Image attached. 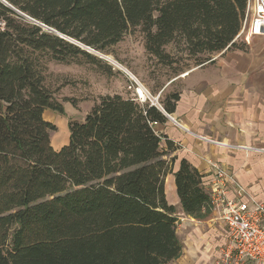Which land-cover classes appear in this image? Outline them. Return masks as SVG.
<instances>
[{
	"label": "trees",
	"instance_id": "16d2710c",
	"mask_svg": "<svg viewBox=\"0 0 264 264\" xmlns=\"http://www.w3.org/2000/svg\"><path fill=\"white\" fill-rule=\"evenodd\" d=\"M5 1L20 14L0 1V264L178 259L177 210L165 189L176 158L164 159L156 130L167 117L137 97L104 96L84 121L69 124L68 143L55 150L50 134L57 128L44 114H64V105L46 84L47 64L83 58L109 75L112 68L29 18L106 55L140 29L159 63L197 67L246 49L236 38L248 0ZM179 100L171 94L163 110L173 114ZM203 179L186 159L174 173L183 212L198 220L212 211Z\"/></svg>",
	"mask_w": 264,
	"mask_h": 264
},
{
	"label": "crops",
	"instance_id": "0c3cea01",
	"mask_svg": "<svg viewBox=\"0 0 264 264\" xmlns=\"http://www.w3.org/2000/svg\"><path fill=\"white\" fill-rule=\"evenodd\" d=\"M246 44L245 50L224 51L213 57V62L172 78L170 85L180 84V100L171 119L167 117L168 121L158 124L156 130L164 136L162 150L170 159L176 158L172 181L181 160L186 159L204 175L208 190L214 179L209 165L212 160L224 164L252 196L264 201V38L253 37ZM166 140L172 143L171 150ZM211 141L224 144L218 146ZM211 226L227 239L222 222L219 227ZM189 232L182 241L185 246L181 256L168 264H210L216 255L209 246L211 233L204 235L198 228Z\"/></svg>",
	"mask_w": 264,
	"mask_h": 264
},
{
	"label": "rangeland",
	"instance_id": "374dc122",
	"mask_svg": "<svg viewBox=\"0 0 264 264\" xmlns=\"http://www.w3.org/2000/svg\"><path fill=\"white\" fill-rule=\"evenodd\" d=\"M44 29L49 31L46 28ZM245 33H247V30ZM241 39L245 40L244 33ZM241 39L240 41L237 40V44L247 47L248 45ZM168 50L171 56H177L175 46L169 47ZM93 54L112 68L111 75L106 73L103 65L88 63L83 58L70 63L49 62L47 64V71L45 72L46 84L55 92L57 98L64 105V114L52 111H46L44 114L45 120L51 122L57 128L56 131L50 134L51 144L55 150L68 143L70 135L69 124L74 121H84L86 115L102 97L108 95H121L126 98L137 97L142 104L158 108V106H162L166 98L180 90L179 83L170 85L171 79L175 76H186L188 70L196 67L193 61L174 64L171 67L159 63L156 58L146 52L144 35L140 29L131 30L125 35L123 41L113 49L111 54L106 55L94 52ZM217 55L219 54H215L212 57ZM102 56H107L108 62ZM188 65L190 66L188 67ZM126 71L132 74L135 80ZM155 99H157V103L155 102L154 105ZM164 159L171 160L170 156L164 157ZM212 162L214 161L211 160L209 163L211 169ZM222 166L226 168L224 164ZM171 175H167L165 179V189L168 202L172 205L176 204L177 233L181 242L190 234L189 229L198 228L204 235L211 233L209 246L212 247L213 252L216 251L217 255V252L219 251L220 253L221 247L227 240L225 235L223 236L211 226L217 225L219 227V224H221L218 214L212 208L211 214L203 220L196 218L191 220L186 216L181 211L180 205L176 203L178 202L176 186L175 182L172 181ZM215 256L212 257L210 264H216L219 257ZM215 258L217 259L213 263Z\"/></svg>",
	"mask_w": 264,
	"mask_h": 264
},
{
	"label": "built area",
	"instance_id": "2783aa9c",
	"mask_svg": "<svg viewBox=\"0 0 264 264\" xmlns=\"http://www.w3.org/2000/svg\"><path fill=\"white\" fill-rule=\"evenodd\" d=\"M243 33L246 43L253 37L264 38V0H248L244 26L236 41ZM233 148L250 150L243 146ZM211 167L214 174L208 188L211 208L228 231L216 264H264V201L252 196L222 164L212 162Z\"/></svg>",
	"mask_w": 264,
	"mask_h": 264
},
{
	"label": "water",
	"instance_id": "95a60500",
	"mask_svg": "<svg viewBox=\"0 0 264 264\" xmlns=\"http://www.w3.org/2000/svg\"><path fill=\"white\" fill-rule=\"evenodd\" d=\"M3 4H5L6 6H8L9 8H11V9H13V10H15L11 5H9L5 0H0ZM15 12H17V13H19L18 11H16L15 10ZM20 14V13H19ZM25 16V15H24ZM28 18V17H27ZM29 20L30 21H32V22H34V24H36V25H38V26H40V27H43V28H46V29H48L49 31H52V32H54V33H56L57 35H59L62 39H64V40H67V41H69V42H71V43H73V44H76V45H78L79 47H81L82 49H84V50H86V51H88V52H90V53H98V52H96V51H94V50H92V49H90L89 47H87V46H85V45H82V44H80V43H78V42H76L75 40H73V39H71V38H68V37H65V36H63V35H61L60 33H58L57 31H55V30H53V29H51V28H47L45 25H43L42 23H40V22H38V21H36V20H34V19H32V18H29ZM100 54V53H99ZM103 58H104V60H106L107 61V56H102ZM108 62V61H107ZM112 65V64H111ZM113 66V65H112ZM114 68H115V66H113ZM124 70H126V69H124ZM127 73H128V75L133 79V80H135V78H133V75L132 74H130L128 71H126ZM153 102V101H152ZM154 103V105H155V102H153ZM156 103H157V100H156ZM158 108H160L162 111H163V113H164V115L166 116V117H168L169 119H171V116L168 114V113H166L161 107H159L158 106Z\"/></svg>",
	"mask_w": 264,
	"mask_h": 264
},
{
	"label": "bare ground",
	"instance_id": "6f19581e",
	"mask_svg": "<svg viewBox=\"0 0 264 264\" xmlns=\"http://www.w3.org/2000/svg\"><path fill=\"white\" fill-rule=\"evenodd\" d=\"M157 99L154 100V102H156Z\"/></svg>",
	"mask_w": 264,
	"mask_h": 264
}]
</instances>
